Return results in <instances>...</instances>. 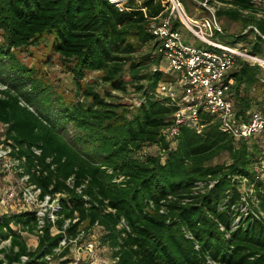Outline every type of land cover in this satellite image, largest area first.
<instances>
[{
    "label": "trees",
    "instance_id": "16d2710c",
    "mask_svg": "<svg viewBox=\"0 0 264 264\" xmlns=\"http://www.w3.org/2000/svg\"><path fill=\"white\" fill-rule=\"evenodd\" d=\"M228 3L232 7L219 9L217 19L246 31L223 30L217 38L264 57V17H257L254 0ZM162 10L161 0L140 6L131 0L122 12L109 0H0V57L19 64L14 51L50 36L51 51L70 66L77 86L78 99L60 109L64 124L83 133L71 143L28 95L0 88V144L10 148L42 197L65 195L58 219L41 235L33 211L0 215V264H50L45 257L62 238L90 241L97 230L116 264H264V183L255 178L264 135L234 141L211 115H202L201 133L181 125L175 146L170 144L166 132L175 107L156 89L171 77L153 71L161 60L145 17ZM174 29L184 28L175 22ZM91 73H100L109 91H133L138 105L115 104L106 100L112 97L108 90L83 88ZM228 81L239 120L264 109V101L251 96L264 91L261 68L237 60ZM145 146H156L158 154L134 157ZM222 154L229 162L213 164ZM24 235L36 238L35 247ZM72 254L68 246L53 260L68 264Z\"/></svg>",
    "mask_w": 264,
    "mask_h": 264
},
{
    "label": "built area",
    "instance_id": "2783aa9c",
    "mask_svg": "<svg viewBox=\"0 0 264 264\" xmlns=\"http://www.w3.org/2000/svg\"><path fill=\"white\" fill-rule=\"evenodd\" d=\"M131 0H109L119 9L125 11ZM136 1L140 6L142 0ZM229 0H161L163 10L155 17L147 18L149 32L155 38L154 54L165 62L166 71L155 66L153 71L161 70L171 76V81L159 83L156 93L167 99L175 107L174 124L166 132V138L175 146L179 135V127L185 125L201 133L204 125L202 115H211L219 124V129L229 135L234 141L248 140L257 135H264V109L251 112L247 120L241 121L236 117L233 104L228 92L232 81L226 82L227 75L235 66L237 60H242L251 66H258L264 71V57L251 54L242 45L229 46L219 41L217 35L223 34V28L216 17L221 8L232 7ZM258 9L257 17H264V0H254ZM262 9V10H259ZM141 11L145 13V9ZM183 26V30H175L174 23ZM249 27L248 29H250ZM254 29V28H253ZM191 35L190 39L183 32ZM255 33H258L254 29ZM200 41L204 49L192 46V41ZM2 145V144H1ZM10 148L0 147V161L6 159L4 166H11L17 174V182L5 192L3 204H14V210L5 213H18L30 210L37 219V233L42 234L47 223L54 224L58 219L59 200L62 194L41 196V190L29 182V176L23 174L20 161L11 159ZM35 153H39L35 151ZM255 178L264 183V153L257 162ZM247 180L243 182L246 183ZM247 208L240 211L247 214ZM4 215V214H0ZM257 217V216H256ZM69 221H66L65 226ZM64 226V227H65ZM53 232L57 233L53 228ZM94 237V236H93ZM72 246L71 264H116V259L102 260L96 254L99 248L97 239L84 241L83 235L74 239L62 238L53 253L45 260L52 262L53 257L59 256L65 248ZM104 250V249H102ZM26 257L21 261L25 262Z\"/></svg>",
    "mask_w": 264,
    "mask_h": 264
},
{
    "label": "rangeland",
    "instance_id": "374dc122",
    "mask_svg": "<svg viewBox=\"0 0 264 264\" xmlns=\"http://www.w3.org/2000/svg\"><path fill=\"white\" fill-rule=\"evenodd\" d=\"M185 3L187 5L190 4L189 0H185ZM219 23L223 30H225L224 32L226 35H240L246 31H244L239 23H230L224 19L220 20ZM182 34L186 39L191 38V35L186 31ZM1 42L0 38V43ZM192 42V46L195 48H205L200 41L196 40ZM51 43V37L46 36V38L42 39L40 42L32 44L27 48L14 51L13 53L19 64L10 62L9 58L0 57V88L4 89L5 87H11V89H15L13 93L17 92L16 89H19L25 96L28 95V97L32 99V102L38 106L42 114L47 115L49 119L56 122L58 131L68 141L74 143L75 137L83 136V133L76 130L71 124H64L60 109L64 105H69L76 100L77 86L74 81V76L71 73L70 66L63 65L59 57L51 51ZM137 57H141V54L138 53ZM20 65L24 69H21ZM160 67L163 71H166L165 62L163 60L160 61ZM20 70H23V72ZM81 86L83 88L93 87L100 94H104L105 91L108 90L100 80V73H91L86 76V78L81 81ZM109 93L112 97H105L107 101L115 104H122L129 108L138 105L139 97L133 91L127 94H120L113 91H109ZM251 96L256 99L255 102L264 101V91L261 88L253 90ZM21 99L22 104L26 105L24 99ZM32 110L35 109L32 108ZM2 131L3 127L0 125V134ZM0 141H2L1 135ZM1 146L0 144V147ZM77 146L79 145L77 144ZM80 147L82 148V145ZM149 154H158L157 147H142L134 153V157L141 158ZM160 158V162H163L164 156ZM5 162H7L6 159L0 161V214L4 215L15 209L13 203L9 202L8 206L3 204V200H5L6 190L10 188L11 185L15 184L18 178L11 166H4ZM228 162V156L222 154L214 160L213 164H224ZM121 179L122 178H120V180ZM97 231L95 232L96 234L93 235V238L98 239L97 241L99 242L100 234ZM24 237L29 247H35L37 243L35 237L28 235H24ZM102 249L104 248L99 246L96 254L100 256L102 260L108 261V258H111V256L106 253L105 249ZM50 264H59V261L52 260ZM68 264L71 263L68 262Z\"/></svg>",
    "mask_w": 264,
    "mask_h": 264
}]
</instances>
